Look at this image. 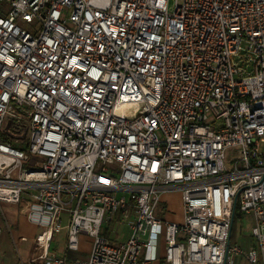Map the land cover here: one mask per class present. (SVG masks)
<instances>
[{
	"label": "built area",
	"instance_id": "1",
	"mask_svg": "<svg viewBox=\"0 0 264 264\" xmlns=\"http://www.w3.org/2000/svg\"><path fill=\"white\" fill-rule=\"evenodd\" d=\"M0 203L49 216L44 264H264V0H0Z\"/></svg>",
	"mask_w": 264,
	"mask_h": 264
},
{
	"label": "crops",
	"instance_id": "2",
	"mask_svg": "<svg viewBox=\"0 0 264 264\" xmlns=\"http://www.w3.org/2000/svg\"><path fill=\"white\" fill-rule=\"evenodd\" d=\"M13 206L14 205L8 203H0V264H44L42 260L38 259L41 255V250L36 248L35 239L46 230L49 216L46 213H41L39 209L33 208L29 213V217H27L20 211L19 206H16L17 213L13 210ZM161 206L165 212L164 218L172 221L180 220L181 200L178 193H167L162 195ZM113 223H118L117 218H115V222ZM39 229H43V231L36 232ZM103 231L104 234L116 244L124 242L127 238V236L123 237L122 235L119 236L117 233H113V229H109L107 224L103 226ZM65 238V229L53 235L47 251L49 253H55L57 257H61L64 251ZM252 244L253 240L251 237V239L245 243L242 251H246ZM58 245L61 246L60 251H58ZM90 245V240L88 241L83 236L78 244V250L76 252H70L66 256L65 264H75V261L85 259L89 253ZM157 254L158 260L149 264H163V250L159 249ZM231 259L233 264H241L242 261H245L240 255L233 256Z\"/></svg>",
	"mask_w": 264,
	"mask_h": 264
},
{
	"label": "rangeland",
	"instance_id": "3",
	"mask_svg": "<svg viewBox=\"0 0 264 264\" xmlns=\"http://www.w3.org/2000/svg\"><path fill=\"white\" fill-rule=\"evenodd\" d=\"M175 0H168V5L170 10L173 8ZM4 208V206H3ZM13 210L17 213V207L14 205ZM155 215L164 218L165 212L162 209L161 202L157 205L155 209ZM117 220H119L118 215L116 216ZM253 225V218L251 215H241V217L236 216L233 221V226H232V233H231V241H230V246H236L239 249L242 250L244 247L245 243L251 239V227ZM107 227L109 229H113V233H117L119 236L126 237L129 232V226L128 223H112V224H107ZM43 229H39L36 232H42ZM114 235V234H113ZM60 236V235H59ZM83 236H80L78 239V244L80 242V239ZM88 241L91 239L87 236H84ZM61 246L58 245V251H60ZM241 256V255H240ZM241 264H248L246 261H242Z\"/></svg>",
	"mask_w": 264,
	"mask_h": 264
},
{
	"label": "trees",
	"instance_id": "4",
	"mask_svg": "<svg viewBox=\"0 0 264 264\" xmlns=\"http://www.w3.org/2000/svg\"><path fill=\"white\" fill-rule=\"evenodd\" d=\"M10 124H11V121L8 122L7 129L9 128ZM18 135L19 134H17V133H11V132H7V131H5L4 133L1 134L2 138H4L6 141H10L11 144L13 145V147L23 148L21 143L15 142V139L18 137ZM69 253L70 252H68L67 255Z\"/></svg>",
	"mask_w": 264,
	"mask_h": 264
}]
</instances>
